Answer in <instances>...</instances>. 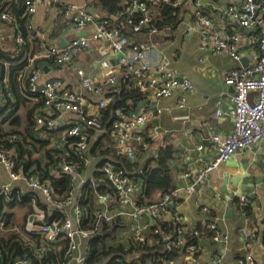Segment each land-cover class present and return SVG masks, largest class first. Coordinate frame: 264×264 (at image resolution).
<instances>
[{
    "label": "built area",
    "instance_id": "obj_1",
    "mask_svg": "<svg viewBox=\"0 0 264 264\" xmlns=\"http://www.w3.org/2000/svg\"><path fill=\"white\" fill-rule=\"evenodd\" d=\"M0 0V19L12 22L14 16L7 11L6 2ZM94 0H87L80 4L65 0H52L76 31H87L85 35L73 37L65 46L45 42L43 32L39 31V38L44 41L42 52L32 54L28 59L32 64L37 58L50 59L58 72L71 76L73 85H67L62 76L43 81L42 64L33 69L29 77V91L33 100L42 97V106L36 113L35 136L39 140H47L48 146L60 150L54 166L50 172L53 176H67L71 186L64 196L58 195L51 183L43 180L34 168L24 169L16 159L17 148H0V172L5 170L7 178L0 184V197L9 198L13 191H39L43 195L46 205L57 208L64 218L46 220L45 210L37 209L29 228L42 234L44 242L38 246L35 253L38 259L52 250H61L60 242L68 240V246L63 253V259L51 260L44 264H86L89 257V240L95 237L104 223L112 224L117 218L127 220L133 238L137 243L149 242L153 239L147 236L150 230L155 235H161L167 250L185 251L191 257L200 251V238L205 231L212 233L214 242L227 247L231 241L230 232L225 229L217 218L208 217L209 207L200 206V210L207 216L198 226L189 228L180 214L183 195L191 196L196 191L197 184L210 181L213 171L223 163L229 161L239 150L250 148L264 140V0H243L241 6L229 5L225 10L227 18L245 28L249 37L254 41L255 61L247 66L234 67L223 72V81L233 88L230 95L232 107L225 111L218 101L214 117L229 115L233 118L232 128L228 131L212 132V153L205 159L203 143L196 146L195 161L200 163L194 176V182L178 185L171 191L161 195L155 202L139 205L137 195L141 191V182L136 173L141 170L128 172L125 167L113 161L106 160L98 168L102 172L104 181L112 188V192H99L100 206L94 213L92 226L82 225L85 218L83 195L89 190V183L95 178L86 176L92 162L93 141L105 133L102 126L103 110L111 100L108 94L121 80H133L142 90L151 94L156 100L169 98L177 89H182L176 106H188V95L195 89L194 83L186 77L180 78L171 66V57L157 46L152 40L153 35L164 30L172 31V25L159 29L153 23L158 20L157 6L162 3L176 5L173 0H122L125 9L121 14L126 15L128 22L136 33L144 32L146 39L139 41L124 35L120 26L100 20V14L91 13L90 7ZM8 3V2H7ZM41 0H26L23 11L30 30H35L32 16L37 13ZM197 22L208 27L210 20L203 13V3L196 4ZM96 10V8L94 7ZM192 27L189 26L188 29ZM34 36H37L34 34ZM45 37V36H43ZM210 39L207 31L202 34L206 44ZM240 36L231 33L227 38L216 37L213 49L216 53H228L233 59L241 61L243 53L237 45ZM18 41L24 42L19 34ZM0 32V47H3ZM98 54L97 73L87 71L81 60L75 55L84 56ZM123 53L122 57H116ZM115 57V58H112ZM49 67V66H48ZM8 82V75L3 78ZM1 85V76H0ZM8 87V86H7ZM80 88L78 92L77 89ZM9 93H11L8 87ZM86 95L95 99L87 108ZM0 92V109L3 106ZM164 109L156 106L150 111H126L124 108L116 110V114L109 129L113 139V147L117 154L131 162L139 161L138 147H147L143 141V129L152 119L156 118ZM17 137L13 135L12 139ZM138 174V175H139ZM186 173L185 176H189ZM221 197L220 195H217ZM241 206L249 205L247 195L240 196ZM152 218V220H151ZM42 222V223H41ZM171 222L176 225L175 231H166L161 225ZM4 224V221L1 223ZM246 233L244 253L238 256L239 264H258L251 250L256 229ZM190 236H198V242L190 241ZM160 239V238H159ZM223 253L213 258V264H220ZM42 264V261H40ZM10 264H35L30 257L15 258ZM151 264H192V259L184 257L182 260L172 258L159 260Z\"/></svg>",
    "mask_w": 264,
    "mask_h": 264
},
{
    "label": "crops",
    "instance_id": "obj_2",
    "mask_svg": "<svg viewBox=\"0 0 264 264\" xmlns=\"http://www.w3.org/2000/svg\"><path fill=\"white\" fill-rule=\"evenodd\" d=\"M65 1L80 4L87 2V0ZM175 1L181 22L173 27L172 31L164 30L153 35L152 40L171 57V66L176 75L189 78L194 83L195 89L189 93L188 106L185 108L176 106L179 95L182 94V89L179 88L169 98L156 100L149 94L132 109L146 112L156 106L164 109L141 129L144 144L148 146L138 147L139 161L145 164L156 158L160 149L166 144L174 145L175 156L170 165L176 187L192 182L190 177L194 178L199 169L200 163L195 161L197 144H204L203 156L209 159L213 146L210 139L212 132L228 131L232 128L231 116L214 117L218 101H221L225 111H229L232 107L230 95L233 88L223 81V72L253 63L255 52L254 41L249 37V32L230 21L225 15L229 5L241 6L243 0H200L203 3V13L210 20V25L206 28L197 22L196 4L199 0ZM94 13L100 14L101 11L96 9ZM32 22L37 37H40L38 32L42 31L45 37H41L48 43L51 41L61 46V41H64L66 45L70 39L78 36L79 31L67 22L60 9L52 4V0H41L37 13L32 16ZM189 26L192 28L188 29ZM10 30L7 24L0 27L1 36L5 42L9 38ZM205 31L210 35L206 44L202 40V34ZM231 33H237L240 36L237 45L243 53L241 61L233 59L228 53H216L213 49L216 37L227 38ZM75 57L81 60L87 71L93 74L98 72L96 52L87 56L77 54ZM44 66H49V69L47 71L44 69L45 73L41 77L43 81L62 76L67 85H73L71 76L58 72L54 64L46 63ZM86 103L88 108L96 101L86 95ZM97 169L89 168L86 176L99 178L95 174ZM186 173L190 175L185 176ZM1 174L4 175V179L7 178L4 169L0 172ZM225 179H227V191H222ZM242 195H247L249 199L248 214L240 207ZM237 199H239V205L236 203ZM198 200L200 206L209 207L208 217L217 218L219 223L230 232L231 241L224 250L222 244L214 242L212 233L205 231L199 241L198 255L191 257L185 251H180L182 253L174 258L182 260L186 256L192 259V264H213L215 255L222 252L223 258L220 264H239L237 257L244 253L246 239V233H241L240 229L248 231L255 228L256 234L253 237L251 250L258 263L264 264V140L250 148L239 150L229 161L212 172L209 182L196 186V191L191 196L183 195L180 214L189 228L196 227L207 217L200 210ZM33 216L28 218L27 227L31 224ZM24 220L25 215L23 219L18 215V224ZM125 230L130 233L129 237L132 236L128 227L117 230L119 237ZM15 231L21 232L20 228H15ZM9 237L10 233L0 227V239ZM1 264L6 262L3 261Z\"/></svg>",
    "mask_w": 264,
    "mask_h": 264
},
{
    "label": "trees",
    "instance_id": "obj_3",
    "mask_svg": "<svg viewBox=\"0 0 264 264\" xmlns=\"http://www.w3.org/2000/svg\"><path fill=\"white\" fill-rule=\"evenodd\" d=\"M25 1L9 0L8 3L6 2L7 11L15 18V25L0 19V27L7 24L11 29L8 40L5 42L3 39L4 46L0 47V92L4 100L0 109V148H17L16 159L22 163L21 166L23 165L26 170L34 168L35 173L51 183L58 195L64 196L71 186L70 179L67 176H53L50 172L61 151L49 147L47 140H39L35 136V117L43 101L42 97L36 101L32 99L29 91V77L34 68L50 63L51 60L37 58L32 64L29 63L28 58L32 54L43 51L44 41L34 36V31L28 27L27 18L23 15ZM92 4L101 11L100 20L120 26L124 35L139 41L145 40L146 34L134 32L126 15L121 14L125 9L122 0H94ZM177 9L176 5L160 3L157 6L159 18L153 24L159 29L166 25L175 27L181 22ZM19 34L24 37L23 43L18 41ZM5 75H8L7 83L3 81ZM108 95L111 96V100L103 110L102 116L105 133L93 141L91 155L99 157L98 168L104 161L110 160L125 167L128 172L141 170L140 174L136 173L137 179L141 182L137 203L146 205L155 202L161 195L175 188L170 165L175 156V147L172 144H166L160 149L156 158L145 164L140 161L131 162L118 155L117 150L112 146L113 139L109 133L116 110L119 108H124L126 111L133 110L134 105L145 99L147 92L135 84V81L129 79L121 80ZM21 109L24 110L23 113H20ZM15 134L17 137L12 139ZM95 174L99 178L89 183V190L83 195L82 205L85 209V218L82 225L85 227L92 226L94 213L100 206L97 194L112 191V188L104 183L102 172L97 169ZM236 203L239 205V199ZM18 207L28 209L24 214L25 220L21 224H18V215L15 211ZM240 207L246 214L249 213L250 206L240 204ZM37 209L45 210L46 220L64 218L57 208L46 205L39 191L27 190L21 193L15 190L9 198L0 197V227L10 233L8 239H0V264L3 261L10 264L18 257H30L35 264H41L40 261L44 264L51 260L63 259V253L68 246L67 239L61 240L60 251L51 249L43 259L37 258L35 250L43 244L44 237L27 227L28 218L32 217ZM2 221H4L3 225ZM161 226L166 231L173 232L176 228V225L171 222L163 223ZM197 226L202 231V225ZM128 227L129 222L121 218H117L112 224L104 223L99 233L89 240V257L86 264H99L103 261L104 264H151L163 259H172L182 253L179 250H167L161 235L152 233L153 228L147 234L153 239L152 244L149 240L137 243L133 235L127 240H121L117 230ZM15 228H20L21 232L15 231ZM188 238L190 241L198 242V236L189 235Z\"/></svg>",
    "mask_w": 264,
    "mask_h": 264
},
{
    "label": "rangeland",
    "instance_id": "obj_4",
    "mask_svg": "<svg viewBox=\"0 0 264 264\" xmlns=\"http://www.w3.org/2000/svg\"><path fill=\"white\" fill-rule=\"evenodd\" d=\"M24 112V110L23 109H21L20 110V113H23ZM98 162H99V157L98 156H94V157H92V162H91V164H90V168H92V169H97L98 168ZM1 175L3 176V177H1ZM0 175V182L2 181V180H4V175L3 174H1ZM27 207H23V208H16L15 209V211H16V213H17V215H19V217L20 218H22L23 219V216H24V214L27 212ZM129 234L130 233H128V231H123V233L120 235V239L121 240H127V239H129L130 237H129ZM115 239H116V237H115ZM124 242H127V241H124ZM115 243H117V240H115ZM105 262L103 261V262H101V263H99V264H104ZM71 264H73V263H71Z\"/></svg>",
    "mask_w": 264,
    "mask_h": 264
},
{
    "label": "water",
    "instance_id": "obj_5",
    "mask_svg": "<svg viewBox=\"0 0 264 264\" xmlns=\"http://www.w3.org/2000/svg\"><path fill=\"white\" fill-rule=\"evenodd\" d=\"M89 11L91 13H94L95 12L94 7H90ZM86 33H87V31L83 30L81 32H78V36L79 35H85ZM61 46H65V42L64 41H61ZM122 56H123V53H118V55L116 57H122ZM112 58H115V57H112ZM44 69L47 71L49 69V67L48 66H44ZM180 78H182V77H180ZM77 91L79 92L80 88H78ZM190 179H191L192 182H194V178L193 177H190ZM200 185L201 184H198L197 187H199ZM222 191H227V179H225V185L222 187ZM151 220H152V218H151Z\"/></svg>",
    "mask_w": 264,
    "mask_h": 264
}]
</instances>
